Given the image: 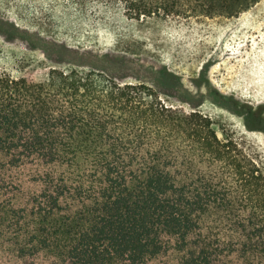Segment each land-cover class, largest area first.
I'll return each instance as SVG.
<instances>
[{"label":"trees","instance_id":"obj_1","mask_svg":"<svg viewBox=\"0 0 264 264\" xmlns=\"http://www.w3.org/2000/svg\"><path fill=\"white\" fill-rule=\"evenodd\" d=\"M33 1L38 29L74 36L82 18L120 30L260 0ZM238 145L145 83L0 71V264H264V176Z\"/></svg>","mask_w":264,"mask_h":264},{"label":"rangeland","instance_id":"obj_2","mask_svg":"<svg viewBox=\"0 0 264 264\" xmlns=\"http://www.w3.org/2000/svg\"><path fill=\"white\" fill-rule=\"evenodd\" d=\"M34 8L33 0H0V71L93 70L145 83L166 104L209 116L218 137L237 140L264 176V0L233 17L151 19L120 30L82 18L74 36L38 29ZM122 35L135 52L119 51Z\"/></svg>","mask_w":264,"mask_h":264}]
</instances>
